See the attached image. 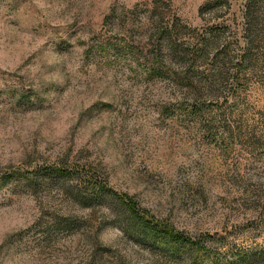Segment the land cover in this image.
<instances>
[{"label":"rangeland","instance_id":"rangeland-1","mask_svg":"<svg viewBox=\"0 0 264 264\" xmlns=\"http://www.w3.org/2000/svg\"><path fill=\"white\" fill-rule=\"evenodd\" d=\"M210 1L0 0V264H193L82 175L203 239L198 264H264V0Z\"/></svg>","mask_w":264,"mask_h":264},{"label":"trees","instance_id":"trees-1","mask_svg":"<svg viewBox=\"0 0 264 264\" xmlns=\"http://www.w3.org/2000/svg\"><path fill=\"white\" fill-rule=\"evenodd\" d=\"M262 1L257 0H248L245 4V16L247 20L249 17L253 16V11L256 10L258 5ZM223 3H226V6L230 7L229 1L225 0H213L208 2L201 10L204 11L209 7H219ZM160 20V18H159ZM179 33L178 28L175 26L172 30H158L159 42L156 44L155 50L153 51L150 68L147 69V72L150 74L156 73L160 67L159 60H161V55H163L164 48L170 56L179 55L180 47L177 43L174 42L173 34ZM252 43V42H251ZM248 51H253L255 47L249 46ZM244 63H247V60L244 59ZM45 175H55L62 176L64 178H72L76 173L63 168V167H51L43 169ZM81 188L83 190L90 191L94 196L100 195H110L114 197L122 206L124 215L128 220V227L130 230L138 236L139 240L143 242H152L153 248L161 249L164 255L170 258H178L184 253L188 256L190 253L191 258L193 259V264H198L202 262L201 253L207 252L206 245L204 240L201 238H193L185 233L176 231L175 228L169 226L168 224L154 222L152 218L148 216V213L143 209L139 208L133 201L131 197L126 196L125 194H117L113 192L105 182L104 179H101L100 176L96 175H82L80 181ZM91 202V198L89 199ZM196 256V258H195Z\"/></svg>","mask_w":264,"mask_h":264}]
</instances>
